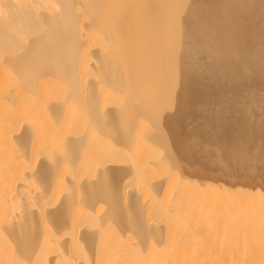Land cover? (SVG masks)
<instances>
[{
    "label": "bare ground",
    "instance_id": "bare-ground-1",
    "mask_svg": "<svg viewBox=\"0 0 264 264\" xmlns=\"http://www.w3.org/2000/svg\"><path fill=\"white\" fill-rule=\"evenodd\" d=\"M25 1L0 0V264H264V258L200 256L191 250L187 251L185 249L186 246H182L184 243L176 241L177 237L181 235H177L175 237L176 240L173 239V236L178 234L177 231H182L181 228H184L183 231L188 228L185 231L192 230L193 232H190L194 233L202 225L213 221L211 215L207 214L210 210V203L207 199L210 198H206L205 194L203 195L197 190V186H193L196 185L192 183L194 181L190 185L193 188L196 187V195H189L190 193L186 192L189 188L184 191L186 188L183 189L184 187L181 183H176L174 189H177L178 185L179 187L182 186L181 189L175 190L178 192L182 190L179 193L182 194L183 192L188 194L187 196L181 195L180 197L179 195V198L177 197L179 193L174 195L176 191L173 189L172 191L175 192H172L170 188L164 191L169 197V194L174 195L168 201L175 199V201L172 200V204L165 202L169 206L166 205L167 207L164 209L163 204L165 203L158 199L161 198L162 194H160L157 200L162 203L161 206L163 207L161 209L163 210L159 208L160 204L158 202H155L157 203L155 206H152L153 201L149 203L150 195L148 197L146 195V199L144 198V191L148 192L146 190H152V187L156 189L164 188L165 185L168 187L170 184L166 182H172L169 180L170 177L167 176L174 174L169 172L166 177H160L163 175L161 173L164 172L162 170L166 168L164 166H162L164 169H159L161 173L158 175L160 179L165 178L164 180H156L157 176L153 174L155 172L158 173L157 169L168 162L163 161L168 158L161 160L164 163H152L148 159L153 156V153L147 152L148 146H155V144L157 145L158 143L159 145L160 143L158 142V137L157 140L154 138L151 140L143 136V134L147 133V131L150 132L149 130L153 128L149 129L148 127L147 130L145 128L143 131L141 128L136 130L137 128L132 127L129 120L128 124L135 131L128 128L127 124L122 129L132 132L134 135L135 142H133L134 140L132 141L134 143H132L133 146H127L126 144L117 145L115 142H111L110 139L104 142V138L100 135L99 137L101 138H98L101 140L93 141L92 143L95 145L91 146L92 149L94 146L98 148H95V151H93L94 149L90 150V152L86 153L90 154L85 156L87 159H82L84 158L82 155L85 154H82L81 149L83 147L81 146H87H84V150H88L89 144L80 143L82 136H79V134L85 133L79 130L80 128L84 129L83 127L86 126V123L82 124V122L88 115L80 111L81 114H76L77 117H74L76 115L72 112L73 109L75 110L73 105L76 102L75 100L79 99L76 97L78 95L75 96V94L82 95L81 92L77 93L79 90L75 93L76 89L74 91L72 89L79 86L71 88L69 92H66V90H69L67 88H64L65 91L61 89L62 92L57 91L59 94L53 91L48 95L53 97L47 99L46 103L42 104L41 107L36 104L35 109L25 107L26 105L21 100L23 90L27 89L30 91L33 87L32 84L40 76L38 69L41 68L48 73L50 70L46 66L51 64L49 66L51 74L60 77L65 73L69 85H83L79 89H87V91L83 90V94H87L84 95L85 97L89 99L92 97L98 98L97 105H95L94 101L90 102L85 98L86 101H89L86 103H91L92 106L90 107L89 104L88 108L97 110V108H94V106H97L102 117L111 123L113 128H110L113 130L114 128H121L118 124L119 117H117L118 114L116 113V109L120 108V105L126 106L124 109L129 112V109L132 110V106L130 107L129 104H133L134 99H145L147 102H144L149 103L148 107L151 110L153 108V111H155V114H151L154 115L152 119L157 121L156 118H161L162 121H165V123H161V120L160 123L155 122L160 127L157 131L161 130V132H156L157 135L160 134L159 137L162 140L166 141V144L167 141L169 142L170 148L174 144L181 145L182 150L185 149L190 151V153L192 152V159H199L198 161L201 163L203 170L216 168L229 177L230 175L242 176L254 181L259 177L264 180V0H90V11L93 14L95 23L99 25L106 39L105 45L107 49L101 54L100 63H95V71H93L100 77L102 82L95 77L94 73L84 76L81 70L79 62L82 48L78 45V38L85 31L83 23L75 24V20H72L69 16V0H58L62 10L55 13L57 15L47 16L45 13L46 15L43 18L35 19V26L42 29V32L34 35V37L31 35L34 27L32 25L33 20L25 16L26 11H31V9L28 8ZM86 25H88V22H86ZM54 30H57V32H52ZM51 34L52 36L56 34L57 45L63 55L54 56L53 53L48 52L47 44L49 38L52 37ZM61 35H64L62 39ZM116 79L122 80L121 82L123 83L118 86L119 82H113ZM82 80L83 84H81ZM85 82L93 84L88 89L86 87L88 84ZM110 82L112 84L116 83L114 84L116 87H122L120 85L123 84L124 94L127 96V100L133 99L131 100L132 103L126 101L125 105L124 101L126 99L123 98L126 96H121L122 98L118 96L120 100H123V104H120V100L117 98L114 100L119 92H117L118 90L115 87L110 89L108 86L111 85ZM61 83L63 85V82ZM84 91L86 92L84 93ZM123 91H121V95ZM118 100L119 103H115ZM79 102L84 103L83 101ZM62 103L69 105V108L65 109L67 114L63 112ZM93 103L94 105H92ZM116 104H120V107L115 109ZM52 105H56V107L54 108ZM83 107L85 108L86 105H83ZM125 110L124 112H127ZM92 112H94L95 117L90 115V118L100 117V115H97L99 114L97 111L93 110ZM119 112H122L124 117L128 113L124 114L122 110H119ZM133 117L137 116L134 115ZM91 120H94L93 122L100 126L99 121L101 119L97 120L98 122L95 119ZM103 122L105 121L101 123ZM147 122L145 123L147 124ZM162 125L166 127L165 130H162L164 128ZM108 131L107 133H109ZM54 134L57 137H61L63 141L59 142L60 138H58L59 140L54 139L58 140L57 142L52 139L51 142L54 141L56 145L59 144V147L52 145L56 149L62 148V150L65 146L63 152L60 150L57 153L59 157L53 154L57 156V162L52 158L53 156L49 157V153L45 151L47 148L45 147L46 143H38L41 142L39 139H44L45 135H50L51 138V135ZM150 136H153L152 132H150ZM106 138L108 139V137ZM45 139L47 140L46 137ZM83 141L85 143L89 140ZM64 142H67V144L65 143L61 146ZM97 142L99 143L96 144ZM78 143L79 147H81V158L78 157L75 160L76 156H78V154H75ZM16 144L17 146H15ZM18 144L20 147L23 145V148L18 147ZM46 146L51 149V145ZM166 147H168V144ZM174 147L177 148L178 146ZM15 149H18V151ZM50 149L47 150L51 151ZM177 149L179 150L180 148ZM182 150L175 152V149H172L173 153H178L175 156L185 157L188 155L187 152L186 154L181 152ZM145 153L149 156L147 157L148 160L145 158L147 156ZM71 155L75 158L71 157ZM189 155L186 156V159L190 158ZM47 156L53 160H47ZM130 156H135L133 157L135 160L133 161ZM156 157L155 159H158V162L159 158H162V156ZM184 159L181 160L179 158L181 161ZM77 160H80V164L82 163L81 161L86 160L81 165L85 166V169L82 167L84 174L81 173L82 169H77L80 166ZM193 160L190 161L194 162ZM65 161L68 162L71 168H73L71 165L76 167L71 171V174L70 171H67L69 167L63 164ZM228 161L233 167L227 163ZM36 164L38 166L37 173L40 172L44 176L53 173L56 175L55 178L58 177L56 174L57 168L61 167L62 164L64 165H62V168L68 167L65 172L67 171L70 176L68 177V173L66 174L68 179L64 177L66 179V181L64 180L65 188L63 185V189L66 192L63 190L65 195L61 194L64 197L68 196L65 199H72L70 196L73 194L72 197L76 195V198H82L79 201H95L100 191L107 190L106 195L110 197L109 202L107 201L110 211L114 212V215L121 213V215H115L117 222L123 223L122 225L128 224L134 228L137 236H139L138 242H136V239V243L131 244L133 241L128 243L131 239L130 237L127 241L128 244L124 238L122 239L124 241H121L115 232L120 228V224H118L119 226L117 225L118 228L114 231H108L114 235L110 240H104L103 238V241L101 239L103 236L100 234L101 231L97 232V230L96 233H99L100 239L96 241L98 236L87 227L90 223L89 220L95 215L92 213L94 211L90 210V207L87 208V206L84 207L82 205L79 207L81 208L80 210L75 206L74 210L76 208L79 211L77 215H72L75 214L72 211V216H70L69 213L71 211H68L67 214V210L73 205L70 206L69 202L71 203L72 200L69 201L67 199L66 201L64 200L67 206L63 202V207L59 210L62 213L52 216H54L55 220H62L63 216L68 218L69 224H71V227L69 226L71 229L68 231L74 235L69 236L77 239V234L80 237L81 235L83 236L82 246L91 250V255L95 252V256H92L93 262H77L79 260L77 259L78 255L75 253L72 242L70 245H66L68 246L66 251L63 250V252L60 251L61 253L57 254L58 252H55L56 247L53 248V246H55V242L59 241V236L50 232L51 229L46 230L47 233H52L48 234L51 236L49 238L46 235L47 233L43 231L42 239L44 240H41L42 234H39L41 231L34 230L31 237L25 238L26 236H24L23 239L17 237L18 240L7 241L8 243H6V240H4L5 235L8 233V235L17 234V231H19L18 234H21L23 223H30L37 227L39 221L41 225L48 218L45 216L48 213V209L45 208L47 205L43 203V205L38 207L41 210H37L29 202H26L27 196L23 197L26 195V191H30L29 189L26 190L27 188L24 190L29 182V176L31 177L32 175L28 166L33 169ZM190 164L191 166L193 165V168L196 165ZM189 165H186L187 168H190L188 167ZM26 166L28 171H26ZM196 167L199 168L198 165ZM201 168L200 171L202 170ZM75 170H79V172H74ZM26 172L31 175L26 176L28 174ZM61 172L57 170L59 175H64L65 172ZM95 172L105 174L103 178L105 176L106 180L101 179V182L107 181L104 182V186L107 184L106 190L101 189L99 191L90 187L87 177ZM128 174L129 176H127ZM126 176L127 178L129 177L128 180L127 178L124 179ZM134 176L135 178L138 177L140 180L137 181H141V183L131 185L135 180L133 179ZM152 176L156 177L152 178ZM171 177L175 178L173 175ZM99 178H102V176H99ZM131 178L133 181H131ZM195 179L198 180V178ZM206 180L208 179L206 178ZM55 183L53 184L54 187L56 186ZM201 183L207 184V181ZM225 186L224 183L219 188H224ZM191 187L190 189H193ZM44 189L46 190L45 192L43 191V194L46 195L53 190L46 187L42 190ZM189 191L192 192L191 190ZM198 191L200 192L199 194ZM53 192H56V189ZM43 194L40 197L43 196L42 198H45ZM50 195L53 196L52 194ZM61 195H59V198ZM156 195V193L153 195L155 199L152 197L155 201ZM164 196L162 195V198ZM31 197L32 194L28 198ZM56 199L58 200V198ZM30 202L32 203L33 201ZM195 202L199 203L196 205ZM212 202L213 200L211 204ZM17 205H19L18 208L21 206V209H23L21 212L25 214H23L24 217L21 216L23 219L18 221L19 223L10 221L11 217L9 216L12 214V209L16 208ZM160 210L168 211L169 218H160ZM37 213L41 217L36 215ZM43 213L45 214L42 215ZM50 213L52 214V212ZM48 214L46 215L49 216ZM103 222H106V226H109L107 223H111L107 220ZM159 224L162 225L160 226ZM109 227L110 229L115 228V222L110 224ZM46 228L50 227L46 225ZM103 229L101 228V230ZM110 229L107 228L106 231ZM35 232H39L36 234L40 235V237L36 236ZM69 232L67 233L69 234ZM105 234L108 233L105 232ZM163 235L168 238L169 242L165 240L166 238H163L165 240L163 242ZM171 240L178 242L177 245L181 246L179 249L185 250L172 249L173 243H171ZM70 241L72 240L70 239ZM100 241L103 242L100 243ZM188 244L189 246L191 245L190 243ZM176 246L174 244L172 247ZM93 249H95L94 252ZM57 251L59 250L57 249ZM55 255H59V257H55Z\"/></svg>",
    "mask_w": 264,
    "mask_h": 264
},
{
    "label": "rangeland",
    "instance_id": "rangeland-1",
    "mask_svg": "<svg viewBox=\"0 0 264 264\" xmlns=\"http://www.w3.org/2000/svg\"><path fill=\"white\" fill-rule=\"evenodd\" d=\"M25 3L27 4L28 8L31 9V11H26L25 16H26V18L33 20L32 21V25L34 27L32 28V33H31V35L33 37H34V35L42 32L41 31L42 29H40L39 27L35 26V23H36L35 22V19H37V18L38 19L39 18H43L44 15H46V14H47V16H49V15L50 16H55V15H57L55 13H57L58 11H61L62 10V8L59 5L58 0H40V1L39 0H26ZM68 11L70 13L69 16L71 17V19L72 20L73 19L75 20L74 21L75 24L76 23H83V28H84V31H85L78 38V41H79L78 42V45H80V47L82 48L81 49V52H80V56L81 57H80V62H79V64L81 65L80 66L81 67V70L83 71L84 76H86L87 74H93L94 73L93 71H95V63H97V64L100 63L101 54L103 53V51H105L107 49V47L105 45L106 39H105V37H104V35H103V33H102L99 25H97L95 23V19L93 17V14L90 11V0H69ZM65 18H67V17H65ZM86 22H88V25H86ZM92 22H94V23L92 24ZM52 32H55L56 33L57 30H54ZM55 35L52 36V34H51L52 37H50L49 40H48L47 50H48V52L53 53L54 56H58L60 54L63 55V52L60 51V49H59L60 47L57 45V37L55 38ZM63 37H64V35H61V39ZM48 55H50V54L48 53ZM66 65H67V63H66ZM49 66H51V64H48L46 66L48 68V70H50L48 73H46V71L44 72L41 68L38 69L39 70L38 72H40L39 73L40 76H38L37 81L32 84L33 87L30 89V91L27 90V89H24L23 90V95L21 94V96H22L21 100H22L23 104L26 105L25 107H29V108L35 109L36 104L39 105V107H41L42 104L46 103V100L47 99L53 97V96H48L53 91H56V94H59L57 91L62 92L61 89L64 90V88H67L69 90H66V92H69L71 90V88H74L75 86H79V87H75L74 89H72V91H74L76 89V91H74L75 93L79 90L77 93L81 92V94H82V95L75 94V96L78 95L76 97H77V99L78 98L79 99L78 100H75L76 102H74V104H73L76 112H75L74 109L72 110V112H73V114L75 113L74 115H76V114L79 115V114H81V112L84 113L85 115H88L86 117L87 119L85 118L84 119V122H82V124H85L86 123L85 124L86 126L85 125H83L85 127L80 126V127H83L85 130L84 129H81V128L79 130L80 132L84 131V133H85V134H83V133H80L79 134V136H82L80 138L81 139V142L80 143H82V144L88 143L89 144L88 145V147H89L88 150H84L85 147H87V146H85V145L81 146V147H83V149H81L82 150L81 152H83L82 154H85V155H82V156H84V158H82V159H87V157H85V156L86 155L87 156L90 155V154H86V153L90 152V150H93L94 149L93 151H95V148H98V147L94 146L93 149H92L91 146H93V144H94L92 142L95 141V140L100 141L101 139H99V138H101V137L104 138V142H107L110 139L111 142H115L117 145L126 144L127 146H129V145L130 146L131 145L133 146V144H134L133 142H135L134 135L132 134V132H127L128 130L122 129V127L123 126L125 127L126 124H127L126 126L128 128H130V129H133V128H131V125H130V124H132V127L137 128L136 130H138V129L141 128L142 131L145 128H146L145 130H147L148 127H149V129L150 128H153L152 130L151 129L149 130L150 132H152V135L153 136H150V132H148V131H147V133L143 134V136L145 138H149L151 140H153V138L155 140H157L159 138L158 142H160V143H159V145L157 143V145L155 144V146L154 145L153 146H151V145L148 146L149 149H148L147 152L153 153L152 154L153 156H151V154H150V156L154 160L146 154L147 152L145 153L147 155L145 158L147 159V157H149L148 159H149V161L151 160L152 163H156V162L157 163H164V162L168 161V162L165 163V165H161L157 169L158 170V173L157 172L153 173V174H155L157 176V179L155 178L156 180H164L165 178L164 179H160V177H163V176L166 177L169 172L170 173L172 172L174 174H171L170 176H167V177H170L169 180L172 183H170L168 181L166 183L167 184H170L171 187H169L170 185H168V187H166V185H165L164 188L162 187L160 189H156L155 187H152L151 188L152 190L154 188V190H153L152 193H151L152 190H146L148 192H145L143 190L144 191V195H145L144 198L146 199V195H147V197H148V195H150L151 199H149L150 200L149 203L151 201H153L152 202V206H155L157 204L155 202H158L157 197H160V194H162V195H165V196L162 198V195H161V198L164 199L165 201L164 200L162 201L161 198H158V199L161 202H163V203H165V202H168V203L170 202L171 203L172 200L175 201V199H172V200H169V201H168V199L174 197V195H177L180 191H182V190H180L179 192L176 191V190L181 189L182 186L184 187L183 189L186 188L184 191H186L189 188V190H191L194 193L193 194L192 192H190L189 190H187L186 192L190 193L189 195H196L197 194V193H195V190H196L195 188L196 187L193 188V186H197V190H199L203 195L205 194L206 198H208V197L210 198V199H207L209 201V203H210L209 204V209L210 210L207 212V214H210L211 215V218L213 219V221L211 223H207L206 225H202L199 229H197V232H194V233H192L193 232L192 230H190L192 232L185 231V230L188 229L187 227H185L187 229H185L184 231H183L184 228L183 229L181 228L182 231L181 232L180 231H177L178 234H176V236H173V239H175V237H177V235L178 236L181 235V236L177 237L178 238L177 240L176 239L175 240L178 241V242H180V243L181 242L184 243L183 245L182 244H180V245L186 246L185 249L187 251L188 250H191L192 252L198 253V255H200V256H204V255H209V256L210 255H212V256H214V255L215 256H227V257L239 256V257L247 258V259L264 258V196H263L264 195V188H263L264 187V180L263 179H260L258 177L257 180L254 181V180H250L248 178H244L242 176L241 177L240 176H232L230 174H229L230 175V177H229L228 175L224 174L221 170L216 169V168L207 169V170L204 169L203 170V168H201V163H199V161H198L199 159L198 160L197 159H194L193 160L192 159L193 157L191 155L193 153L192 152L190 153V151H187L185 149H184L185 151L182 150L181 145H175L174 144V146H178L177 148H180L179 150H182L181 152H184L185 154L187 152L188 155L190 154L189 155L190 158L186 159L187 158L186 156H188V155H186L185 157L184 156L181 157L180 155L179 156H175V155H178V153L177 154L173 153L172 149L173 150L175 149V152H180V151L176 147H174V146L170 148L169 147L170 144H169L168 141H167L168 147H166L167 146L166 141L162 140L159 137L160 136L159 133H158L159 135H157V132H159V131L161 132V130L157 131L158 129H160V127L157 124H155V122L160 123L162 120H161V118H156V117L155 118L157 119V121L156 120L154 121V119H152L154 115H151V114H153V113L155 114V111H153L154 110L153 108L151 110L148 107V104L149 103H145V102H147V100H145V99L142 100V99H139V98L138 99H134L133 104H129L130 107L132 106L131 107L132 110L129 109V112L124 109V107H126V106L120 105V104H123L122 103L123 100H120L118 96H120V98H122L121 96H124L125 97L126 95L124 94V91L122 89L123 84L120 85L122 87H116V85H114V84H116L118 82H119L118 83V86H119L120 83H123V82H121L122 80H119V79L118 80L116 79V81H113V82H116L114 84H112L111 82H110L111 85H108L107 84L110 87V89H111V87H115V89L118 90L117 92H119L117 94V97L115 96V99L114 100H116V98L119 99L120 100V104L119 105L121 107L116 104L117 106H115V109H116V107L117 108L118 107H120V108L123 107L122 109H120V108L116 109V113L118 114L117 117H119L118 124H119V126H121V128H117V129L114 128V130H113L112 129L113 126H111V123L108 122L107 119H105L104 117H102V115L100 114V111L98 110L99 108L97 106H94V108H97V110L96 109H93V110H95V111H97V113H99V114L96 113L97 115H100V117H98V118H94L95 117V114H93L94 112H92L93 111L92 108H88L89 107L88 106L89 104H90V107H92V106H91V103H86V102H89V101L92 102V101H94L95 105H97L98 98L96 99V98H94V97L91 96L92 98L89 99V98L85 97L84 95H87V94H83V90L85 88L84 89H79V88H82L83 85H79V84L78 85H75V84L74 85L73 84L69 85L68 84V81H67V77L65 76V73L61 75L62 77L61 76L60 77H58V76L56 77V76H54L53 74L50 73L51 72V69H49L50 68ZM94 75H95V77H97V79H99V81L102 82V80L100 79V77H98V75H96L95 73H94ZM65 79H66V81H65ZM61 82H63V85L64 86L61 85L62 84ZM83 83L84 82L82 80V83L81 84H83ZM85 83L88 84V85H86V87H88V89H89V87H91L90 85L93 84L91 82H85ZM65 85H67V86H65ZM120 89H122V90H120ZM85 90L87 91V89H85ZM86 91H84V93ZM121 91H123V94L122 95H121ZM85 98H87V100H89V101H86ZM123 99H126L124 101L125 105L127 103L126 101H129L128 103H130V102L132 103L131 100H133L132 98H131V100L130 99L127 100L128 99L127 96L125 98H123ZM119 100L118 101H115V103L116 102L119 103ZM79 101H83L84 103L79 102ZM94 103L92 105H94ZM62 104H63V107H64L63 112H65L67 114V112H66L67 110H65V109L66 108H69L68 107L69 105L66 104V103H62ZM83 105H86V107H85L86 109L83 107ZM149 106H151V105H149ZM52 107L55 108L56 105H52ZM151 107H153V106H151ZM89 109H91V111L88 112ZM126 109H128V108H126ZM146 109H149V110H146ZM119 110H122L123 112H124V110L127 111L128 113L127 112H124V114L127 113L128 115L127 114L126 115L129 116L130 118L127 117L126 115H125V117H126L125 118L124 115L122 114V112H119ZM130 111H131V113H130ZM72 112H71V114H72ZM90 112H92V113L90 114ZM133 113H135V114H133ZM62 114L63 115H66L64 113H62ZM90 115L91 116L94 115V117H91L90 118ZM134 115L137 116V117H133ZM150 115H151V117H149ZM138 116L141 118L140 120H139V117ZM74 117H77V115L74 116ZM145 117H147V118H145ZM136 118H137V120H136ZM143 118H145V119L142 120ZM91 119H95L96 121L97 120L99 121V119H101L99 121L100 126L98 124H96L95 122H93L94 120H91ZM102 121H105V122H103L104 124L101 123ZM128 121H129L130 124H128ZM143 122L144 123L147 122V124L146 123L144 124ZM161 123H165V121H162ZM148 124H150V125L147 126V127H145ZM164 125H162L164 127V128H162V130H165L166 129V127ZM102 126H106V127L103 128ZM156 126H158V128H156ZM110 127H112V128H110ZM106 128H108V129H106ZM133 130L135 131V129H133ZM107 131L109 133H107ZM111 131H113V133H111ZM142 131H140V132H142ZM153 132H155V133H153ZM100 135H101V137H99ZM51 136L52 137L55 136V137L54 138H52V137L50 138V135H47V136L45 135V137L47 138V140L45 139V137H44V139L43 138H40L39 140L41 142H38V143H44V144L46 143V145H51V149H50V147H48V146L45 145V147H47L45 151H47L49 153L48 154L49 157H52L53 156L52 158H54V160H56L57 156L59 157V155L57 153L60 152V150H62V148H60V149L59 148H57V149L55 148V147H59V144L56 145V143L54 142L56 140H54V139H58V138L61 139V137H57L56 134L51 135ZM105 136L108 137V139ZM82 138H84V139H82ZM96 138H98V139H96ZM52 139L54 141L51 142ZM83 140H89V141H86L85 143H83L84 142ZM160 140L163 143L162 145H161V141ZM60 141L62 142L63 140L61 139V140H59V142ZM118 141H120V142H118ZM47 143H50V144H47ZM65 143L67 144V142H64L61 146H63ZM98 143L99 142H97L96 144H98ZM52 144H54L55 147ZM112 144H114V143H112ZM101 145H98V146H101ZM15 146H17V144ZM22 146L20 147L19 144H18V147H20L21 149L23 148ZM79 146L80 145L78 143V148L75 151V154H78V156L75 155L77 158H75L73 155H71V157L73 156L75 158V160L78 159V157L81 158V153H80V148L81 147H79ZM157 146H159V147H157ZM161 147H163L164 149L161 148ZM53 148H55V149L52 150ZM47 149H50L52 152L49 151V150H47ZM64 149H65V146H64ZM64 149L62 150V152L64 151ZM176 149H177V151H176ZM15 150L18 151V149H15ZM77 151H78V153H77ZM84 151H86V152H84ZM133 152H135V151H133ZM61 153H60V155H61ZM53 154L54 155H57V156H54ZM179 154H182V153H179ZM48 156H47V160L50 161V159H52V158L49 159ZM154 156L155 157L157 156L156 158H158L159 156H162V158H159L160 160L158 162L157 161L158 159H155ZM163 156H166V157H163ZM130 157H131V159L133 161L135 160L133 158L135 156H130ZM163 158L164 159L165 158H168L169 160L168 159L163 160ZM179 158L181 160L185 158L186 160L184 159L183 160L184 163H183V161L179 160ZM80 160H77V162H79ZM161 160H163L164 162L161 161ZM187 160H189V161H187ZM190 160H193L196 163H194V162H192ZM196 160L198 161V163L200 165L197 163ZM68 161H70V160H68ZM85 161L86 160L81 161L82 162L81 164L79 162L80 166L79 165L78 166L80 168L78 167L77 169L80 170V169H82V167H84V169H85V166H81V165H83V163ZM56 162H57V160H56ZM189 162L192 163V164H196V165H194L195 167L193 168V165L191 166V164ZM227 163H229V161ZM63 164H65L66 166L69 167L68 168V167L65 166L66 168H68L67 171L68 172L70 171V174H71V171L76 168V167H74V165H71L73 167V168H71L70 165H68V162H66V161ZM30 165H31V163H30ZM62 165H61V167H59L60 169L57 168V170H59V172L62 171L61 173L65 172V170H66V168H62L64 166V165L63 166ZM167 165L170 168L174 169V170L170 169ZM186 165H189L188 167H190V168H187ZM197 165L199 166V168L196 167ZM27 166L25 167L26 168V171H28V167H29L31 169L30 171H31V174L32 175L30 173L26 172V174L28 173L26 176H29V174H30L31 177L29 176V178H28V181L29 182L27 183V186L24 188V190L27 188L26 190L29 189L31 192L30 191H26V192L24 191L26 193V195H24L23 197H26L27 196L26 199L28 201L26 200V202H29V204L33 205V208H35V209L37 208V210H41L40 208L38 209V207H40L41 205H43V203H44V205H47L45 208L48 209V213L49 214L48 213H46V214H48L49 216H47L45 213H43L42 215L45 214L46 217H48V218L50 217L49 219L47 218V220L45 222L43 221L50 228H46V225L43 222H42L43 224L41 223V225H40L39 224L40 221L37 223V225L39 227L38 226L37 227L36 226L34 227L30 223H23V226L21 228H22V230L25 233L22 230L20 231L21 234H18L19 231H17L18 233L16 232L17 234H10V235H8L9 234L8 233V234L5 235V237L3 236L5 238L4 240H6L5 242L8 243L10 241L11 242L12 241H16V240H18V238L23 239L24 236H26L25 238L31 237L33 235V233H34V230L39 231V232L41 231V233L35 232V234L36 233H39L41 235L43 233V231L45 233H47L46 230L51 229L50 232H52L53 234H58V236H59V241L58 242H55L54 243L55 246H53V248L56 247L55 248L56 249L55 252L56 253L58 252L57 254H60L61 252H63V250L66 251V249H68V246H66V245L67 244L70 245L71 242H72L73 243L72 246L75 249V253L78 255L77 256V259H79V260L77 262H80V263H86L88 261L89 262H93V260H94L93 257L95 256L94 250L97 249V248L93 249V252L94 253H93V255H91V253H92V252H90L91 250H88L87 247L82 246V244H81V242H83V236L82 235L80 237V235L77 234L78 235L77 236L78 239L75 238V237H73V238L70 237V236H74V235L70 234V232L68 231L69 229H71L70 228L71 227V224H69L68 218H66V217L63 216V219L62 220L58 219L60 221L54 219V216L55 215H60L62 213L59 210H60L61 207H63L62 203L64 202V200L66 201L67 199H69V198L65 199L66 197H68L67 195H66V197H64L65 193H63V192L65 190L63 189V185H64V188H65V182H64V180L66 181V179H68V177L70 176V174L66 171L64 173V175L63 174L62 175H59L57 173V170H56V174L58 175L57 178H55L56 175L53 174V173H49V175L44 176L40 172L37 173V169H38L37 164L33 166V169H32V167H30V166L27 167ZM162 166H164L166 168L164 169V167H162ZM230 166L233 167V165H231V164H230ZM161 168H163L164 170H162ZM186 168H187V170H185ZM200 168L202 169L201 171H200ZM227 168H230V167H227ZM63 169H64V171H63ZM84 169L81 170V173H83V174H84ZM159 169H161L164 172L161 173V171ZM166 169H168V171H166ZM79 170L78 171L75 170L74 172H79ZM157 170H155V171H157ZM177 170H178V172H177ZM2 171H3V169H2ZM33 171H35V172L33 173ZM179 172H180V175L183 176L182 178H179V177H181L179 175ZM67 173H68V177H66L67 176L66 175ZM101 173L100 172L99 173L95 172L93 175L87 177L88 178V183L90 184V187L93 188L94 190H99V191L101 189L106 190L107 184H105V186H104V182H107V181L101 182L102 180H106L105 179V176L103 178V175H105V174L104 173L101 174ZM160 173H161V175L162 174L163 175L159 177L158 175ZM181 173H183V174H181ZM50 174H53V175H50ZM129 174H131V173H129ZM129 174L127 176H129ZM134 175H136V174H134ZM172 175L175 178H172L171 177ZM99 176H102V178H99ZM127 176L124 177V179L127 178ZM156 176H152V178L153 177H156ZM33 177H35L34 180H33L34 182L31 181V179H33ZM128 178H127V180H128ZM171 178L173 179V181H172ZM195 178H198V180H196ZM206 178L208 180H206ZM133 179H135V180H134V182L132 184L130 183L131 185H133L134 183H141V181H137V180H140L138 177L135 178V176H134ZM174 180L177 181V182H175ZM129 181H130V179H129ZM131 181H133L132 178H131ZM192 181H194L195 183L192 182ZM198 181H200V182H198ZM204 181L205 182L207 181V184L206 183H204V184L201 183V182H204ZM229 181H232V182H229ZM191 182L193 184H196V185H193V186L190 185ZM217 182H219V183H217ZM226 182L228 183V185H227ZM54 183L56 185L55 187L53 185ZM127 183H128V181H127ZM176 183L177 184L181 183L182 186L179 187V185H178L177 186V189L175 188L176 189L175 190L174 187L176 186ZM224 183H225V185L227 187L225 186L224 188H219V187H221V185L223 186ZM242 183H244V184H242ZM253 183H257V184H253ZM37 184H39V185H37ZM203 185H205V186H203ZM243 185H246V186L243 187ZM42 186H44L46 188L53 189V190L56 189V192H53V190H51V191H49V194H47V195L46 194H43L46 189L42 190L44 188ZM255 186H257L259 188L255 187ZM52 187H54V188H52ZM90 187H89V190H90ZM190 187L193 188V189H190ZM58 188H60V189H58ZM169 188H170V191H172L173 189L176 191V192L175 191H172V192H175V193H174V195L173 194L172 195L169 194L170 197L168 195H166L165 192H164V191H167ZM248 188H250V189L248 190ZM50 189H48V190H50ZM236 189H239V190H236ZM259 190H261V191H259ZM154 191H157V192H154ZM199 191H198V194L200 193ZM103 192H105V193L103 194ZM106 192H108V191L107 190L106 191H100L99 192V195H97V197H96L97 199H95V201H87V200L86 201H84V200L79 201V199H82V198L81 197L79 199L76 198L77 196L75 194H74L75 197H72V195H73L72 194L70 196L72 199H69V201H71V200L72 201H71V203L69 202V204H71L70 206L73 205L72 206L73 208L72 207L69 208L67 210V214H68V211L69 212L71 211L69 213L70 216L77 215V212L81 209L79 207H81L82 205L84 207L87 206V208L90 207L89 209L90 210L92 209L94 211L92 213H94L95 215L97 214L98 217H97V215L96 216L93 215L94 218L91 217V219L89 220L90 223L87 225V227H88V229L90 228L91 231H93L95 233H96L97 230H98L97 232H100L101 231L100 234L103 235L101 237L102 240H103V238H104V240H110L111 237H113L114 235L111 234L112 232H108V231H111V230L114 231L115 229L118 228V226H119L118 224H120L121 225L120 228H124V229H120V228L117 229L115 231L117 233L116 236L118 235V237L121 239V241H124V240H122L124 238L126 240L125 241L126 243H127L128 239H129V237L131 239H130V241L128 243H130L131 241H133V242H131V244L138 242L139 236H137L136 230L134 228L130 227V225H128V224H126L127 225L126 226V225H122L123 223H118L117 222V220H116L117 217H115V215L116 216L118 214L121 215V213L119 212V213H117V214L114 215L113 214L114 212H111L110 211L109 205H108V202H109L110 197H108V195H106L107 194ZM155 193L157 194L156 195V201L154 200L155 198L153 197V195ZM31 194H32V197L31 198H28V197H30ZM42 194L44 195L45 198H42L43 196L40 197V195H42ZM50 194H52L53 196H51ZM61 194H64V195H61ZM202 194H200V195H202ZM59 195H61L60 198H59ZM179 195L181 197V195L182 196H187L188 194H184L182 192V194L179 193L177 195V197H179ZM99 197H100V199H99ZM53 198H55V199L58 198V200L57 199L55 200ZM23 199L25 200V198H23ZM34 200H36V201H34ZM212 200H213V202H212L213 205L211 204V201ZM30 201H33V202L31 203ZM58 201H60V202H58ZM197 201H199V200H197ZM48 202H49V204H47ZM52 203H54V204H52ZM146 203H148V201H146ZM195 203L197 205V203H199V202H195ZM63 204H66V202H64ZM102 204H103V206H102ZM158 204H160L159 205V208L160 209L163 206H164L163 209L165 207L169 206L167 203L163 204V206H161L162 203H160V202H158ZM31 205H29V206H31ZM65 206H67V204ZM75 206H76V208H79L78 211L76 210V208H75L76 211L74 210V207ZM18 207H19V205H17L16 208L14 207L13 208L14 210L12 209V211H11L12 214L9 215L11 217L10 218L11 219L10 221L19 223L18 221H21L23 219V217H24L23 214L24 213L21 212L23 209H21V206H20V208H18ZM210 207H212V208H210ZM17 208H18V210H17ZM163 209H161V210H163ZM161 210H160V213H159L160 218L168 219L169 218L168 211H165V210L164 211H161ZM72 211L75 212V214H72L71 215V213H73ZM50 212H52V214ZM103 214H104V216H103ZM36 215H38V213ZM52 215H54V216H52ZM21 216H23V217H21ZM38 216L41 217V215H38ZM105 219L107 221L111 222L110 224H113L115 222V226L116 227L113 228V229H110V227H109L110 224L107 223V225H109V226H106V224H105L106 222H103V221H106ZM112 219H115L116 221L115 220L112 221ZM63 220H65V221H63ZM100 220H101V222H100ZM159 225L161 226L162 224H159ZM102 226H105V227H102ZM40 227H41V229H40ZM101 228H104V229L101 230ZM107 228L110 229V230H107L106 231ZM121 230H123V231L121 232ZM50 232L47 233L46 235L52 234ZM67 232H69V234ZM105 232L108 233V234L110 233V234L109 235L108 234H105ZM43 234L41 235V240H44V239H42ZM98 234L96 233V236H98V238H96L97 239L96 241H98V239H100L99 238L100 236ZM104 234H105V236H104ZM40 235H37L36 234V236H38V237H40ZM46 235H44V236H46ZM184 235H186V236H184ZM49 237H51V236L48 235V238ZM126 237H128V238H126ZM45 238H47V236ZM66 238H68L69 240L66 239ZM163 238H166V237H164V235H163V237H162L163 242L168 239V238H166L164 240ZM169 238H171V237H169ZM70 239L72 241H70ZM136 239H137V241L135 242ZM41 240L39 239V241H41ZM46 240L48 241V239H46ZM103 241H100V243L103 242ZM168 242H165V243H168ZM171 243H173L172 246H174V244H175V246L177 245V243L174 240H171ZM188 243H190L191 245L189 246ZM172 246H171V248L172 249L175 248L176 250L181 247L179 245L176 246V247L179 246L178 248L172 247ZM103 248H105V247H103ZM57 249L59 251H57ZM185 249H183V250H185ZM179 250H181V249H179ZM183 250H181V251H183ZM55 257H59V255H55Z\"/></svg>",
    "mask_w": 264,
    "mask_h": 264
}]
</instances>
